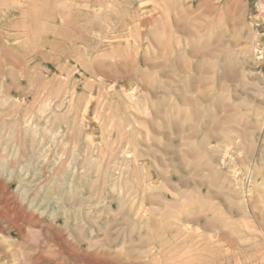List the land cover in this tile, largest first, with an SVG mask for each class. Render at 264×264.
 <instances>
[{"label": "rangeland", "instance_id": "obj_1", "mask_svg": "<svg viewBox=\"0 0 264 264\" xmlns=\"http://www.w3.org/2000/svg\"><path fill=\"white\" fill-rule=\"evenodd\" d=\"M0 264H264V0H0Z\"/></svg>", "mask_w": 264, "mask_h": 264}, {"label": "bare ground", "instance_id": "obj_2", "mask_svg": "<svg viewBox=\"0 0 264 264\" xmlns=\"http://www.w3.org/2000/svg\"><path fill=\"white\" fill-rule=\"evenodd\" d=\"M69 108V107H68ZM140 127V126H139ZM124 133V132H123ZM89 140V139H88ZM92 140V139H91ZM123 140V139H122ZM149 184V183H148Z\"/></svg>", "mask_w": 264, "mask_h": 264}]
</instances>
